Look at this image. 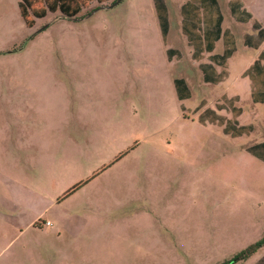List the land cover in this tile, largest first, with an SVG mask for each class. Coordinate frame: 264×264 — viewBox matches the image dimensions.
<instances>
[{
    "label": "rangeland",
    "instance_id": "obj_1",
    "mask_svg": "<svg viewBox=\"0 0 264 264\" xmlns=\"http://www.w3.org/2000/svg\"><path fill=\"white\" fill-rule=\"evenodd\" d=\"M115 1L90 2L73 20L48 13L28 28L17 1L0 0V144L40 143L45 128L67 122L65 109L60 121L46 107L56 103L47 97L62 87L60 78H91L98 105L93 131L62 136L66 166L58 179L41 174L33 155L0 146V187L9 197L3 204L27 206L24 224L46 204L20 185L60 200L79 185L54 211L59 221L43 217L41 231L19 235L1 222L0 264H225L264 239V161L247 151L264 143V104L251 97L263 86L248 72L242 77L264 48V40L243 45L246 33L258 32L255 22L264 29V0H218L236 39L228 78L218 85L203 82L192 61L177 20L181 0H163L167 44L152 0L109 7ZM232 6L251 12V22L235 23ZM168 48L180 51L179 62H167ZM221 51L220 43L214 53ZM172 76L187 80L191 98H175ZM203 102L205 116L222 123L199 121ZM13 108L35 115L26 135L14 111L9 115ZM240 127L245 133L232 136ZM262 255L264 246L233 264H256Z\"/></svg>",
    "mask_w": 264,
    "mask_h": 264
},
{
    "label": "crops",
    "instance_id": "obj_2",
    "mask_svg": "<svg viewBox=\"0 0 264 264\" xmlns=\"http://www.w3.org/2000/svg\"><path fill=\"white\" fill-rule=\"evenodd\" d=\"M152 1H153L152 9L155 13L158 27H159V33L161 36V30H160L159 21H158V17H157L155 6H154V0ZM183 7H184V10H182ZM240 11H241V8H240ZM222 12L223 10L219 7L218 0H183V1L181 0L180 4H178L177 20L180 26V33L185 39L186 46L190 48L191 58H192L194 48H193L192 43L190 42V39L187 37V35L183 31V27H185V29L187 28V31L189 33H191V30H192L193 32L197 33L199 36V37H196V39L198 40L197 43H199V46L202 47L203 52L201 53L199 60H194L192 58V61L196 64H199L198 69L200 70L202 74V81L207 84H216L215 82L218 78V74L221 72V69H222V67L216 65V63H214L211 60V56L222 55L224 53L225 48L233 49L232 55L227 60V68H226L227 76L220 82L222 83L228 78L229 61L236 51L235 36L229 28L224 27V17L222 15ZM245 12H248V10H245ZM218 13L222 17V21L220 25V33L217 32V26H216L217 20H218ZM167 14H168V32H167L165 40L161 36L164 44H167V40H168L169 32H170V12L169 10H167ZM230 15L234 19L233 21L237 24H248L251 22L250 20L248 22H241L239 21L240 19H237L232 14ZM257 33L256 35H255V32H253L252 34L246 33V35L248 36L245 35V38L243 40V45L245 47H251L250 45H248L250 43H252L253 45H258L259 38H258ZM190 35L191 37H193L192 34ZM220 43L222 46L221 53H218V54L214 53L217 45ZM262 44L263 43L258 45V47H260ZM208 45L212 46L211 52H208L206 50V47ZM167 50L172 51L170 54L171 57H168ZM167 50H166V57H167L168 63H172L173 59H176L177 62L181 60L177 58L178 57L177 55H175L176 52L179 51L178 49L168 48ZM262 50H261L262 52L259 53L258 58L255 61H253V63H251L242 73V77H246L244 74L247 72L249 68H251V66L254 63L257 62L256 68L253 69V71L251 72L252 75H248L250 79L253 81V84L258 85V86H261V85L263 86V90H260L257 92H264V61H263L264 60V48ZM203 61H206V62L204 63ZM175 79H182L185 82V85L188 88L189 93H190L189 98H191V91H190V87L188 86L187 80L183 77L176 78L172 76L171 87L174 91L175 98L179 102H183L189 99L187 98L184 100H179L178 94H177V91L174 85ZM65 81H67L68 85H70L71 87L66 88ZM91 83H92L91 78L90 79L76 78V79H66V80H64L63 78H60V86L62 87H59L57 89L58 91H54L56 93L55 97L54 96L47 97L50 101H52L53 103L55 102L56 103L46 105V107L49 110L50 114H57V117L60 118V121H62L61 119L62 115H60V109L61 111L65 109L67 113L71 116L70 117L71 119L68 118L67 122L62 121L60 123V127H58L56 131L52 130L49 127L45 128V133H47L48 135L40 143L36 142V140L32 138L31 140H28V139L23 140L22 142H19V144H16V143H12V145L11 144H8V145L0 144V146H2V148L4 149L18 150L20 151V153L22 151L23 153L22 154L19 153L20 155H33V160L35 162L39 160L38 163L41 167V171H40L42 172L41 174L47 175L53 179H58L59 176L64 172V167L66 166V163H65L66 142L62 140V136L65 135V132L69 135V133L74 130H75V133H79V134L85 133L86 131L94 130V126L93 127L91 126L92 125L91 118L97 112L98 105H97V100H96L97 95L92 92L91 88H89V85ZM220 83H217V85ZM256 89L253 92H256ZM54 92H51V93H54ZM253 92H251V97H252ZM18 97L16 96L15 98V101L17 102H19L17 100ZM232 98L235 99L236 97H232ZM232 98H227V99H232ZM100 100L102 102L100 105V111L105 113L106 100L105 98L100 99ZM199 109H203L200 116L205 114L206 111H208V108H206L205 102L202 103ZM13 111L16 117H18V119L22 123L21 128H19L18 130H22L26 135V133L28 132L27 126H29L26 124V122H27V119L31 117V114L33 111L30 112L29 109H18L15 111V109L13 108L9 112V115H11ZM43 111L39 113L43 115L44 113ZM22 112L24 113L22 114ZM26 150H31V152L28 153L26 152ZM24 165L27 166V163H24ZM20 187H21V190L25 194L27 195L29 194L33 199H42V201L46 205L41 210H39V212L33 217V219L29 223L24 224V221L21 218L22 216H20V213L21 214L24 213L25 211L23 212L22 210L27 209V206L23 205V206L17 207L15 203H12V206L14 207L11 208L7 205H4L3 201L5 199H8L9 197L5 196L7 189L5 188L6 191H4L3 190L4 187H0V224L1 222L2 224L4 223L7 224L10 229H15L14 232L18 233L19 235L23 234L25 230L30 229V228L41 231L42 230L41 224H43V221H42L43 217H45L46 219L50 218V219L59 221L60 216L58 215L57 212H54V211L56 209H60L61 201H64L65 199H67L70 195H72L77 190L76 188L74 191L70 192V190L72 189L71 188L69 191L63 194L62 199L60 200V197L58 199H48L47 195L43 193L44 191L38 187H31L28 185H20ZM59 195H60V191L54 194L53 197H57ZM46 223H48V225H46ZM46 223H45L46 227L52 226V224L49 223V221H46ZM58 226H60L59 223H58ZM57 235L60 238V233H57ZM57 254H60V249L57 251ZM256 264H264V255L260 257V259L258 260Z\"/></svg>",
    "mask_w": 264,
    "mask_h": 264
},
{
    "label": "trees",
    "instance_id": "obj_3",
    "mask_svg": "<svg viewBox=\"0 0 264 264\" xmlns=\"http://www.w3.org/2000/svg\"><path fill=\"white\" fill-rule=\"evenodd\" d=\"M20 16L22 20L24 21V24L28 28H32L35 20L36 19H42L44 18L48 13H56L57 11L60 12V15L62 18H66L69 20H73L77 17V15L81 12L83 8H86L90 2H97L98 4H103L106 3L110 0H16ZM154 6L156 10V14L158 17L159 25H160V30H161V36L165 40L167 32H168V14H167V9L164 4L163 0H154ZM240 6H232L231 7V14L237 19H240L239 21L241 22H248L251 19V14L248 12H245L244 10H239ZM184 10V7L182 8ZM239 14H242V16H238ZM222 17L218 13V20H217V32L220 33V25H221ZM184 26V25H183ZM253 27L255 30L258 31V38L259 41L264 40V30L259 26L258 23H254ZM183 31L187 35V37L190 39V42L193 45L194 51L192 54V58L194 60H199L201 53L203 52L202 47L199 46L198 40L196 37H199L197 33L193 32L191 30V33L187 31V28L183 27ZM193 37H191V35ZM192 39V40H191ZM206 50L208 52L212 51V46L208 45L206 47ZM171 50H167L168 57H171ZM233 49L232 48H225L224 53L220 56L214 55L211 56V60L216 63V65L224 68V70L227 68V60L228 58L232 55ZM261 59V58H260ZM259 62V61H258ZM257 66V62L254 63L251 68L248 69V75L249 71H253ZM227 76V72L222 71L220 76H218L216 80V84L220 83L225 77ZM174 85L178 94L179 100H184L190 97V93L188 88L185 85V82L182 79H175L174 80ZM252 100L255 103H262L264 104V92H253L252 93ZM213 118H208L205 116V114L201 115L199 117V121L204 123L206 121L210 123H222V119L219 118V116L214 113ZM226 131V128L224 129ZM237 133L234 136H241L244 131V127H240L237 131ZM228 133V132H226ZM247 151L252 154L253 156L257 157L258 159H261L264 161V143L251 146L247 148ZM79 185L73 187L71 191H74L76 188H78ZM264 246V239L249 247L248 249L244 250L237 258L240 259H248L250 256L254 255L260 248ZM229 261L225 264H233L237 260Z\"/></svg>",
    "mask_w": 264,
    "mask_h": 264
},
{
    "label": "water",
    "instance_id": "obj_4",
    "mask_svg": "<svg viewBox=\"0 0 264 264\" xmlns=\"http://www.w3.org/2000/svg\"><path fill=\"white\" fill-rule=\"evenodd\" d=\"M121 0H116L111 6H109V7H112V6H114L115 4H117V3H119Z\"/></svg>",
    "mask_w": 264,
    "mask_h": 264
},
{
    "label": "built area",
    "instance_id": "obj_5",
    "mask_svg": "<svg viewBox=\"0 0 264 264\" xmlns=\"http://www.w3.org/2000/svg\"><path fill=\"white\" fill-rule=\"evenodd\" d=\"M46 225H48V223H46Z\"/></svg>",
    "mask_w": 264,
    "mask_h": 264
}]
</instances>
